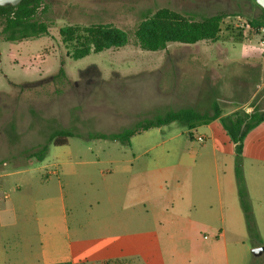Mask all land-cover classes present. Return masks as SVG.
Here are the masks:
<instances>
[{"label": "rangeland", "instance_id": "1", "mask_svg": "<svg viewBox=\"0 0 264 264\" xmlns=\"http://www.w3.org/2000/svg\"><path fill=\"white\" fill-rule=\"evenodd\" d=\"M45 1L48 35L10 43L0 34V239L19 251L12 263L37 262V219L50 208L54 237H61L66 209L74 243L99 247L108 259L227 264L230 256L264 264V254L253 253L264 247V122L244 139L240 159L252 220L240 201L236 145L221 120L151 129L131 145L91 137L120 133L171 110L212 115L214 103L223 116L264 112V42L246 27L262 7L236 0ZM161 8L197 19L227 14L219 41L142 50L135 31L145 14ZM99 23L126 31L129 43L80 61L67 58L60 29ZM62 59L67 78L60 83L54 77ZM60 129L79 137L50 146L42 162L32 158ZM141 197L147 199V228L134 219L127 232L118 230L112 209L145 211L135 206ZM95 209L103 213L104 231L96 226Z\"/></svg>", "mask_w": 264, "mask_h": 264}, {"label": "trees", "instance_id": "2", "mask_svg": "<svg viewBox=\"0 0 264 264\" xmlns=\"http://www.w3.org/2000/svg\"><path fill=\"white\" fill-rule=\"evenodd\" d=\"M255 1V0H236ZM47 11L45 0H23L17 6L0 7V34L6 42L16 43L29 39H37L49 34V24L43 19ZM262 14L248 21L252 29L261 35L264 42V9ZM227 14H216L202 17L184 15L168 8L158 9L154 13L144 15L142 22L135 31L137 45L144 51L158 52L165 50L169 44L179 43L183 45H195L203 41L217 42L220 39L222 25ZM63 44L67 47L66 57L73 61H80L92 54H99L112 48H121L129 43V35L126 31L111 24H92L90 26L69 25L60 29ZM66 60L62 59L58 73L54 80L63 83L67 78ZM214 113H200L193 108L171 110L152 119H145L120 133L96 134L93 139L119 141L122 144L131 145L133 137L158 129L173 123H180L193 128L194 125L208 124L215 120H221L222 125L232 141L236 145L238 162L236 174L239 184V196L243 209L252 220L248 195L243 183L241 171V154L243 141L247 135L264 122V112L234 113L223 116V111L218 103L213 104ZM76 136L66 129L54 131L47 143L39 151L31 154L37 162H42L49 153L50 146H65L68 139ZM192 137V135H191ZM57 264H71L57 263Z\"/></svg>", "mask_w": 264, "mask_h": 264}, {"label": "crops", "instance_id": "3", "mask_svg": "<svg viewBox=\"0 0 264 264\" xmlns=\"http://www.w3.org/2000/svg\"><path fill=\"white\" fill-rule=\"evenodd\" d=\"M129 171V170H128ZM131 199V198H130ZM146 201L147 199L141 197L139 198L138 203L135 204V206H140L145 211L140 210L139 212L134 211L132 205H124L121 209H112L114 212V215L112 218H110V221L114 222L115 224H119L118 230H123L124 232H127L130 229V224L133 222L134 219H138L140 224L143 225L142 228L145 226L147 228L148 223V214L149 211L146 207ZM44 218H38L37 222L40 226V235H41V250L39 253V259L37 262L28 263V264H57V263H66L69 262L71 264H136L135 259H127L123 258L122 256H118L114 259H108L110 257H105L104 250L97 247L93 251L86 248L84 243L79 242V239L76 243L72 240L70 237V227L68 224V213L66 209H62V212L60 213V223L59 227L61 232L60 239H57L58 236L54 237L53 232V222L50 216L52 214V209L45 208L43 210ZM98 210H94V220L96 223V226L99 231H104L106 229L105 226V220L103 219V213L98 214ZM122 211V212H119ZM109 228L112 230V228L109 225ZM115 227H113L114 229ZM80 229V230H79ZM78 231H82L81 228H79ZM219 239L225 238V233L223 231H220ZM14 244H11L10 241H5L3 239H0V264H22L18 259L12 263V254L19 255V251H12ZM121 254L124 253L123 247L118 250ZM93 254V255H92ZM264 252L261 254L263 255ZM260 255V256H261ZM93 256L95 258V261L90 262V258ZM241 258L240 257H234L230 258V256L227 257V264H232V260L236 264H241Z\"/></svg>", "mask_w": 264, "mask_h": 264}, {"label": "water", "instance_id": "4", "mask_svg": "<svg viewBox=\"0 0 264 264\" xmlns=\"http://www.w3.org/2000/svg\"><path fill=\"white\" fill-rule=\"evenodd\" d=\"M23 0H0V7L5 6H17ZM255 2L264 9V0H255ZM264 252V247H258L253 249V253L255 256H260Z\"/></svg>", "mask_w": 264, "mask_h": 264}, {"label": "built area", "instance_id": "5", "mask_svg": "<svg viewBox=\"0 0 264 264\" xmlns=\"http://www.w3.org/2000/svg\"><path fill=\"white\" fill-rule=\"evenodd\" d=\"M246 27H247V29L253 30L249 23H247ZM261 30L264 31L263 29H261Z\"/></svg>", "mask_w": 264, "mask_h": 264}]
</instances>
